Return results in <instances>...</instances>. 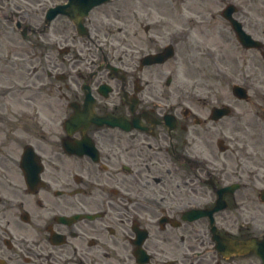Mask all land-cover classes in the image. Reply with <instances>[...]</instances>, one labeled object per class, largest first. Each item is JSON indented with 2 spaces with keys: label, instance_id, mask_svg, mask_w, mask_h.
Here are the masks:
<instances>
[{
  "label": "flooded vegetation",
  "instance_id": "flooded-vegetation-1",
  "mask_svg": "<svg viewBox=\"0 0 264 264\" xmlns=\"http://www.w3.org/2000/svg\"><path fill=\"white\" fill-rule=\"evenodd\" d=\"M230 2L0 0V264H264V109L185 83L264 102Z\"/></svg>",
  "mask_w": 264,
  "mask_h": 264
},
{
  "label": "rangeland",
  "instance_id": "rangeland-1",
  "mask_svg": "<svg viewBox=\"0 0 264 264\" xmlns=\"http://www.w3.org/2000/svg\"><path fill=\"white\" fill-rule=\"evenodd\" d=\"M232 2H234L239 8H240V13L237 14V17L240 18L241 14H244L246 15L245 17V21H247V25L246 27L249 28V26H253L255 27V30L257 32V35H260V36H263L264 37V0H231ZM205 6H206V3H204V5H201L200 7H198L200 10L204 11L203 8L205 9ZM183 9V8H182ZM249 9V10H248ZM251 24H250V22ZM200 24H196V28L197 29H200ZM210 34H214V37H211L213 42H217V29L216 30H210L209 31ZM232 36V35H231ZM13 40H10V42H13ZM237 41L234 39V37L232 36L231 37V40H230V44L227 45L230 49V54H231V66L234 68V69H238V65L237 63H234V57L233 56H237V57H241L242 60L243 58H248L247 56H245V53H243V49L241 47H239V49L237 48ZM6 50L8 51L9 47L10 48H13L12 45H6ZM194 74V73H193ZM195 78V74L194 76L192 77V79ZM262 82H263V87H264V80L263 78H261ZM220 80V81H219ZM186 83V86L188 89H190L191 91H195L196 93H200V92H210V93H213L214 96L216 95H221L223 94V91L225 93H228L229 95V98L231 100H233L234 98L232 97L229 89L226 87L225 88V81L220 78H208V79H205V80H201V81H188V82H185ZM2 84V82H1ZM262 85V83H261ZM194 86H197V87H194ZM195 88V90H193ZM43 97H45V95H42V94H38V97H37V105H41L42 103V100ZM55 100H56V105H55V109H62L61 106H60V102L58 101V99L55 97ZM256 100V99H255ZM252 101L250 103H246V102H240V101H237V100H234L235 103H237V109H255V107H260V109H264V103L262 102V104H259L258 101ZM58 102V103H57ZM44 109H47L46 107H44ZM264 113V110L262 111ZM221 130V129H220ZM221 131H219V135H220ZM218 134L217 132H215V137H217ZM213 149H214V153L217 154V155H220L222 153H220L216 147V144L214 143L213 144Z\"/></svg>",
  "mask_w": 264,
  "mask_h": 264
},
{
  "label": "water",
  "instance_id": "water-1",
  "mask_svg": "<svg viewBox=\"0 0 264 264\" xmlns=\"http://www.w3.org/2000/svg\"><path fill=\"white\" fill-rule=\"evenodd\" d=\"M234 10H235V8H234L232 5L227 6L223 14H224V16H225L227 19L230 20L231 25H232L234 31H235L236 34H237L238 39H239L244 45H246V46H248V47H249V46H258V42H257V41H253V40L250 38L249 35L245 34V32H244V31L242 30V28H241V24H240L236 19L233 18L232 13H233ZM234 94L240 96V95L238 94V91H237L236 89L234 90Z\"/></svg>",
  "mask_w": 264,
  "mask_h": 264
}]
</instances>
